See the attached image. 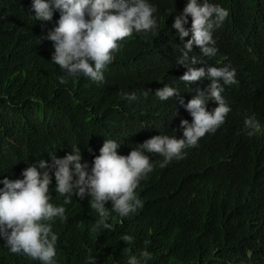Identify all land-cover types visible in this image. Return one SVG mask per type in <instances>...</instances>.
Here are the masks:
<instances>
[{"label":"trees","instance_id":"1","mask_svg":"<svg viewBox=\"0 0 264 264\" xmlns=\"http://www.w3.org/2000/svg\"><path fill=\"white\" fill-rule=\"evenodd\" d=\"M149 2L156 8V34L125 38L97 84L70 77L51 62L52 42L43 36L56 26L59 11L51 21H35L32 0H0V179L10 175L9 155L15 167L10 179H17L29 163L50 161V153L63 157L72 145L91 165L106 139L119 142L118 152L127 155L152 136H182L181 120L191 121V115L174 98L161 101L155 90L178 87L187 103L211 80L188 87L179 79L186 68L175 60L184 41L171 25L188 0ZM212 2L229 16L214 31L217 54L203 59L217 67L230 64L238 80L224 86L231 108L224 124L182 159L165 168L157 164L136 190L143 207L135 213L120 217L109 201L110 231L91 232L97 214L89 198L73 196L64 205L66 218L52 223L56 264H126L130 254L144 250L152 253L149 264H264V0ZM193 54L202 55L198 46ZM145 88L153 92L147 98L141 95ZM133 91L138 99L129 101L126 94ZM206 106L212 110L217 103ZM249 117L259 124L251 136L244 130ZM54 185L53 178L51 202L60 205L64 197ZM124 234L133 236L131 244L121 239ZM0 264L40 262L11 253L0 239Z\"/></svg>","mask_w":264,"mask_h":264},{"label":"clouds","instance_id":"2","mask_svg":"<svg viewBox=\"0 0 264 264\" xmlns=\"http://www.w3.org/2000/svg\"><path fill=\"white\" fill-rule=\"evenodd\" d=\"M31 8L35 21H51L55 12L60 13L56 26L43 36L52 42L51 62L70 77H86L97 84L104 82L105 70L125 38L133 33L147 38L158 29L156 8L149 0H32ZM228 16L229 11L212 0H188L171 25L184 41L175 60L177 66L186 68L179 79L188 87L196 81L211 80L206 89H195L187 103L178 87L165 84L155 90L154 95L161 101L174 98L191 115V121L181 120L182 136H152L132 147L127 155L118 152L119 142L106 139L91 165L81 148L72 145L63 157L50 153V161L39 159L29 163L17 179H10L15 167L13 158L8 156L5 164L10 175L0 179V239L11 253L40 264H56L58 235L52 223L66 218L64 205L70 204L73 196L80 200L89 198L90 208L97 214L91 232L110 231V210L106 207L109 201L111 211L120 217L135 213L143 207L136 190L154 167L158 164L165 168L173 159H182L186 149L197 146L202 137L214 134L224 124L231 108L222 93L225 85L238 83L236 70L230 64L208 65L203 57L217 54L214 31ZM189 17L190 28L186 27ZM190 33L191 38L185 41ZM197 46L202 54L199 57L193 54ZM60 83H65L63 77ZM150 93L152 90L145 88L141 95L147 98ZM126 99L135 101L138 95L133 91L126 94ZM209 100L217 103L212 110L206 106ZM244 130L249 136L259 131L254 117L245 119ZM149 154L162 159L154 162ZM53 178L55 192L64 197L60 205L51 202ZM121 239L131 244L134 238L124 234ZM151 259L152 253L144 250L138 256L130 254L126 264H149Z\"/></svg>","mask_w":264,"mask_h":264}]
</instances>
